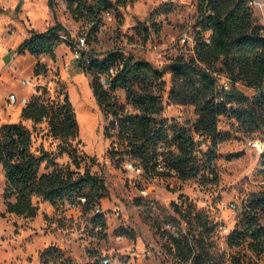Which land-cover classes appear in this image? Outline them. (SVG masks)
Segmentation results:
<instances>
[{
  "label": "rangeland",
  "instance_id": "obj_1",
  "mask_svg": "<svg viewBox=\"0 0 264 264\" xmlns=\"http://www.w3.org/2000/svg\"><path fill=\"white\" fill-rule=\"evenodd\" d=\"M47 1L0 0V124L21 123L32 133V150L43 148L55 155L58 165H67L78 174L87 167L91 174L101 176L107 195L98 206L106 228L93 226L92 212L83 207L68 210L62 202L53 205L38 197L31 199L37 207L34 217L5 213V177L0 166V264H43L39 254L47 248L55 250L48 264H93L97 259H107L108 264H189L173 251L166 226L170 221L179 223L183 234L190 238L194 234L195 238V226L190 228L172 208V203L181 201L182 196L197 211L205 212L214 224L201 240L212 253L222 257L224 264L231 257H238L244 264H264V237L256 244L248 236L239 245L230 243L233 229L241 230V224L249 220L245 214L264 228V211L249 206L252 198L264 193V128H250L228 114L218 117L214 184H203L198 178L183 182L175 177L149 179L144 174L130 179L122 164L131 159L110 155L112 141L104 133L107 119L92 94L90 75L84 73L71 53L70 42L83 36L87 52L103 56L119 51L135 61L148 62L162 72L165 108L161 117L189 126L197 118L195 107L175 104L177 95L169 98L171 88L174 93L184 89V82L174 77L169 66L177 59H181L177 63L190 64L193 45L180 39L183 35L194 38L202 1L110 0L112 5L105 10H110L112 21L99 15L97 32L90 36V25L84 19L74 20L65 0H52V8ZM250 7L257 22L264 26V0H251ZM55 22L63 25L65 32L60 33L62 42L53 57L16 53L29 30L44 31ZM37 62L42 67L35 75ZM214 75L216 89H227L229 80L225 73L218 71ZM22 79L29 84L23 86ZM235 88L242 96L218 95L217 100L226 102L227 107L245 108L253 89L240 82L235 83ZM9 93L16 94V104L5 102ZM65 95L78 126V136L72 141L82 156L78 168L67 154L57 156L60 140L49 136L46 121L33 125L20 117L22 98L26 103L33 96L43 101H61ZM115 95L119 102H125L123 90H117ZM251 142H258L261 151L253 148ZM45 172L43 163L39 173ZM142 191L146 194L142 195ZM126 230L130 232L125 233Z\"/></svg>",
  "mask_w": 264,
  "mask_h": 264
},
{
  "label": "trees",
  "instance_id": "obj_2",
  "mask_svg": "<svg viewBox=\"0 0 264 264\" xmlns=\"http://www.w3.org/2000/svg\"><path fill=\"white\" fill-rule=\"evenodd\" d=\"M65 1L74 20L84 19L90 25L88 35H95L98 17L105 9L97 4V0L91 3ZM201 1L194 24L190 64L184 70L173 71L174 77L184 82V89L179 88L175 93L174 88L169 91V98L179 96L175 104L194 105L197 118L189 126L161 117L165 108L162 72L148 62L135 61L116 51L103 56L87 52L88 64L82 66L79 63L84 73L90 75L92 94L107 119L104 133L112 141L110 155L128 156L149 179L175 177L183 182L198 178L203 184H214L218 117L228 114L250 128H264V27L254 17L250 0ZM47 4L52 8V0ZM61 32H65V28L57 22L44 31L29 30L16 53H28L35 58L53 57L55 48L62 42ZM179 61L181 59H177ZM39 67L42 65L37 62L33 70L35 75L39 73ZM218 71L227 76V89H216L214 73ZM236 82L253 89L245 108L234 109L227 107L223 100H217L218 95L242 96L235 88ZM117 90L125 92L124 103L118 101ZM20 117L33 125L46 121L49 136L60 140L57 156L67 154L75 167H80L82 156L72 145L78 136V126L66 95L61 101H43L39 96H33L22 107ZM261 157L264 159V151ZM43 163L47 172L39 173ZM0 166L5 177V213L34 217L37 207L33 205L32 197L54 205L82 196L85 198L84 210L92 212L93 226L106 228L104 214L93 213L94 207L107 195L104 179L91 174L87 167L78 174L67 165H58L55 155L43 148L32 150V133L21 123L0 124ZM249 206L264 211V193L252 198ZM172 208L190 228L195 226L197 232L194 238L190 231V238L179 229V223L169 222L175 232L167 233L176 255L189 264H224L222 257L212 253L201 240L208 236L214 225L207 214L197 211L187 198L181 199L179 204L172 203ZM244 218L249 220L241 224V230L233 229L230 243L239 245L246 236L255 244L260 243L264 228L247 214ZM128 232L130 230L125 233ZM52 251L55 250L47 248L39 254L43 264H48ZM93 264L103 263L97 259ZM226 264L244 263L238 257H231Z\"/></svg>",
  "mask_w": 264,
  "mask_h": 264
},
{
  "label": "built area",
  "instance_id": "obj_3",
  "mask_svg": "<svg viewBox=\"0 0 264 264\" xmlns=\"http://www.w3.org/2000/svg\"><path fill=\"white\" fill-rule=\"evenodd\" d=\"M250 5H251V0L249 2V6ZM101 14L108 21H112L113 17H112V15L110 13V10H103ZM180 41L181 42H187V41L189 42L190 41L192 43L193 47H194V38L193 39H189V37H187L186 35H183L181 37ZM205 41L208 42V38L207 37L205 38ZM70 43L72 45L71 53H72L73 58L78 63H80L82 66H86L88 64V58L85 55V53H87V51L85 49V45L87 44L85 37H83V36L77 37V38H75L74 41L72 40V42H70ZM193 47H192V49H193ZM20 83L23 86H27L29 84V81L22 79L20 81ZM5 102L7 104H9V105H14V104H16L18 102V98H17L16 94L9 93L6 96ZM25 103H26V100L24 98L20 99V104L21 105H25ZM250 144L256 150H260V145L258 144V142H251ZM122 170L126 173L127 177L130 178V179L131 178L132 179L139 178L140 176H142L144 174L143 169L140 166H138L133 160L123 162ZM145 194L146 193L144 191H142V195H145ZM182 199H183V196H182ZM84 203H85V198L82 197V196L77 197L74 200L73 199H71V200L65 199V200L62 201V204L68 210H74L77 206L82 208L84 206ZM175 203L179 204L180 200H179V202H175ZM93 213H102V211H101V209H100V207L98 205L94 207ZM166 226H167V228H169V231L174 229V228H172V226L169 223L166 224ZM171 232L174 233V231H171ZM102 263L103 264H108V260L104 259L102 261Z\"/></svg>",
  "mask_w": 264,
  "mask_h": 264
},
{
  "label": "water",
  "instance_id": "obj_4",
  "mask_svg": "<svg viewBox=\"0 0 264 264\" xmlns=\"http://www.w3.org/2000/svg\"><path fill=\"white\" fill-rule=\"evenodd\" d=\"M97 4L101 6L103 9H108L111 7L112 3L110 0H97ZM187 67V63H173L169 66V68L174 70H184Z\"/></svg>",
  "mask_w": 264,
  "mask_h": 264
},
{
  "label": "bare ground",
  "instance_id": "obj_5",
  "mask_svg": "<svg viewBox=\"0 0 264 264\" xmlns=\"http://www.w3.org/2000/svg\"><path fill=\"white\" fill-rule=\"evenodd\" d=\"M19 108V107H18ZM18 114V113H17Z\"/></svg>",
  "mask_w": 264,
  "mask_h": 264
}]
</instances>
